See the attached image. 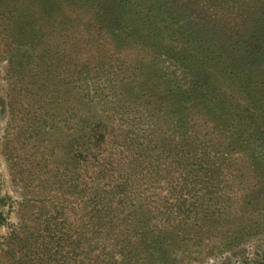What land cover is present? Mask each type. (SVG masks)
<instances>
[{"label": "rangeland", "instance_id": "rangeland-1", "mask_svg": "<svg viewBox=\"0 0 264 264\" xmlns=\"http://www.w3.org/2000/svg\"><path fill=\"white\" fill-rule=\"evenodd\" d=\"M113 1L63 0L55 15L25 13L32 22H24L23 0L10 4L0 0V264L264 263V234L259 229L247 235L237 249H224L241 231L238 224L264 223V150L256 149L233 121L234 110L200 88L183 64L186 54L200 63L208 60L209 71H213L211 65L234 63L242 70L234 71L245 78L247 62L242 60L241 50L223 56L214 42L198 33L191 35L189 27L174 16L161 15L163 21L157 22L166 13L158 0H140V8L155 10L154 28L160 27L164 34L163 47L147 46L118 15V0L110 7ZM205 4L216 21L229 27L239 17L237 7L250 23L264 12V0L203 1ZM101 64H107L109 70L100 72ZM152 66L178 94L187 91L197 98L185 110L174 105L175 100L181 103L180 94L179 98L170 95L169 105L174 107L164 128H179L183 122L194 139L220 154L229 167L223 179L228 182L225 191L212 192V200L209 196L204 199L206 209L220 214L222 235L206 240L203 246L177 243L183 235L194 236L189 227L194 217L173 214L171 206H152L158 194L168 192L167 184L172 181L162 179L170 174L164 171V159L160 169L155 162L138 169L144 179L129 191L131 197L106 206L108 203L100 201L90 204L92 194L102 193L85 184L99 164L105 163L103 158H93L85 174L76 170L66 150L70 138L83 126L108 118L106 124L113 134L128 130L130 118L140 117L141 112H154L160 95H151V88L142 86L154 72ZM191 90L194 93L189 94ZM169 105H165V113ZM123 173L131 175L129 170ZM148 219L149 226L165 231L179 224L184 228L175 238L162 235L144 240L146 233L138 228ZM100 231L102 235L91 240V234ZM223 237L231 239L223 242ZM143 240L146 246H142ZM31 243H36L34 250ZM90 245L93 249L87 254Z\"/></svg>", "mask_w": 264, "mask_h": 264}, {"label": "trees", "instance_id": "trees-1", "mask_svg": "<svg viewBox=\"0 0 264 264\" xmlns=\"http://www.w3.org/2000/svg\"><path fill=\"white\" fill-rule=\"evenodd\" d=\"M39 1L38 4L37 0L30 2L23 0L24 15L25 13L33 17L42 13L55 15L59 1L62 3L63 0H47L46 3L42 0ZM114 1L117 3V0ZM114 1L110 6L111 8ZM158 1L166 13L160 14L157 22L163 21L162 16L163 18L174 16L175 19L184 22L189 27L190 33L192 32L191 35L198 33L205 40L214 42L220 54L232 56L241 50L242 60L247 62L245 78H240L239 73L234 71V69L242 70L237 68L233 62V64L225 67L224 65L219 67V64L211 65L213 71H209L205 64L208 60L200 63L199 59L186 54L183 57V64L188 67L195 83L200 88L206 89L205 92L209 90L216 101L234 110L233 121L239 123L248 134L250 143L255 145L256 149L264 150V12L260 18L257 17L253 23H250L242 17L241 10L237 7L239 17L232 20L234 26L229 27L225 22L220 24L216 21L211 13L209 14V6L203 5V1L211 0ZM212 1L225 4L228 0ZM10 2L11 0H9V4ZM118 4L120 7L117 9L118 15L122 20L127 21L129 29L133 31L140 42L147 46L163 47V31L160 27L155 30L153 25L155 18L152 17V14L154 9L148 11V6L140 8V0H118ZM30 15L23 16L24 22H32L29 18ZM245 26H249L251 30ZM107 68L109 70L107 64H101L98 70L101 72ZM150 70L154 72L150 78L142 81V86L151 88V95H160L159 103L154 112L152 111L150 114H147L148 110L145 113L141 112L140 117L130 118L131 127L128 130L123 128L120 132L113 131V134L112 128H108L106 124L108 118L101 119L96 125L93 124L94 126H83L70 138L66 150L69 152L70 161L77 168L76 170L85 171V174L89 172V164L93 158L97 161L103 158L105 163L99 164L98 171H94V177L89 178L85 184L89 185V190L102 193V196H93L92 194L89 199L90 204L94 201H100L108 203L106 206L116 202L117 199L123 203L124 197L125 201L131 197L132 195H127L129 191L137 187L140 179H144L143 176L140 178L141 174L138 169L145 166L149 167L153 162L157 164L156 168L160 169L164 159V171H168L167 173L170 174L162 179L163 181L168 179V183L170 180L172 181L167 184L168 192L165 195L158 194L152 206H171L173 214L187 219L194 217V223L189 226L193 227L194 236L188 238V236L183 235L177 243L181 247L185 241L186 243L195 242L197 245L203 246L206 240L214 241L215 238L217 239L222 235L220 222L217 219V215L220 214H216L210 208L206 209L204 199L209 196L212 200V192L214 195H218V193L225 191L228 182H224L223 179L229 167L220 154L204 146L200 140L196 139L197 137L194 139L190 129L183 122H179V128L176 126L168 130L164 128L169 122L173 106L169 105L170 95L179 98L180 94L181 105L177 100H175L174 105L181 106L185 110L188 109L187 105L196 103L197 98L188 95L185 90L183 91L186 93L179 91L178 94L172 87L168 86V82L160 75L157 67L152 66ZM222 71L225 72L223 75ZM190 93H194V91L191 90ZM165 105L170 106L166 113L164 111ZM222 120L225 121V118ZM167 131L173 132V134L169 135ZM107 167L111 168L112 172ZM128 170L131 175H123V172ZM256 172L258 173L259 170L256 169ZM109 178L114 179L109 180ZM99 183H103V188H100ZM198 186H201L199 190L197 189ZM138 198H142L144 202L148 201L140 195ZM190 206H197V208L193 210ZM2 217L0 212V224ZM149 222L148 219V223L145 222L138 228V232L146 233L144 240L148 237L152 240L154 237L162 238V235L175 238L177 232L184 228L182 224H179L178 227L172 226L169 232L158 226L151 227L148 225ZM238 229L241 231L238 230L235 238L232 237L234 240L223 237V242L229 239L232 241L224 246L226 252L237 249L247 239L245 237L254 232L255 229H259L264 234V223L250 227L238 224ZM102 233V231L93 232L91 234L93 239L91 240H96ZM144 240L141 242L142 246H146ZM45 244L46 242L42 241V245ZM35 245L36 243H31L29 247L34 250ZM173 246L172 251H174ZM175 247L179 249L177 245ZM91 249H93L92 245L87 248V254ZM162 257H167L165 250L162 251ZM39 260L43 262V260ZM255 264L264 263L256 261Z\"/></svg>", "mask_w": 264, "mask_h": 264}]
</instances>
